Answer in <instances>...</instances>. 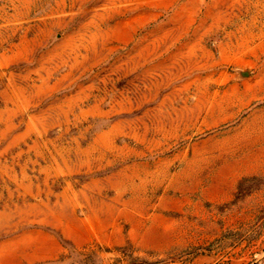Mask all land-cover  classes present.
Returning a JSON list of instances; mask_svg holds the SVG:
<instances>
[{
	"label": "rangeland",
	"instance_id": "374dc122",
	"mask_svg": "<svg viewBox=\"0 0 264 264\" xmlns=\"http://www.w3.org/2000/svg\"><path fill=\"white\" fill-rule=\"evenodd\" d=\"M0 264H264V0H0Z\"/></svg>",
	"mask_w": 264,
	"mask_h": 264
},
{
	"label": "water",
	"instance_id": "95a60500",
	"mask_svg": "<svg viewBox=\"0 0 264 264\" xmlns=\"http://www.w3.org/2000/svg\"><path fill=\"white\" fill-rule=\"evenodd\" d=\"M241 76L246 77L248 76V71H240Z\"/></svg>",
	"mask_w": 264,
	"mask_h": 264
}]
</instances>
